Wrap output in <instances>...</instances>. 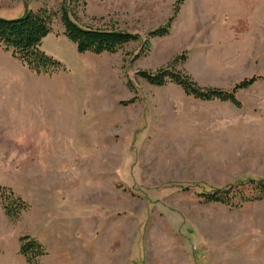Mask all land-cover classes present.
I'll list each match as a JSON object with an SVG mask.
<instances>
[{
	"label": "rangeland",
	"instance_id": "rangeland-1",
	"mask_svg": "<svg viewBox=\"0 0 264 264\" xmlns=\"http://www.w3.org/2000/svg\"><path fill=\"white\" fill-rule=\"evenodd\" d=\"M62 1L0 0V16L59 13ZM178 1L71 3L80 24L141 39L80 53L58 14L41 48L65 71L35 79L0 58V185L27 203L12 220L0 197V264H29L24 234L44 244L39 264H264V200L198 196L264 179V0H185L170 35L139 56ZM170 65L204 87L260 77L237 107L139 74Z\"/></svg>",
	"mask_w": 264,
	"mask_h": 264
},
{
	"label": "trees",
	"instance_id": "trees-1",
	"mask_svg": "<svg viewBox=\"0 0 264 264\" xmlns=\"http://www.w3.org/2000/svg\"><path fill=\"white\" fill-rule=\"evenodd\" d=\"M184 1L179 0L177 2L176 13L166 24L148 33L147 39L144 40L141 46L139 56L144 55L145 51L149 49L151 39L170 35L173 22L178 16L179 7ZM75 2L76 0H70V2L63 0L59 13L48 7H41L37 10L29 8L23 15L18 17L0 16V47L10 50L16 58L34 73L54 74L65 71L66 65L44 51L41 45L44 38L52 33L54 20L58 14H60V19L65 27L67 38L76 44L80 53H117L129 42L141 39L139 33L118 29L94 28L80 24L73 17L71 11V3ZM186 55V53H183L175 63L184 60ZM139 74L151 84L164 86L169 82H173L182 87L187 95L197 99L229 101L237 107L242 105L237 97V91L249 88L260 77L253 76L244 79L237 83L233 89L227 90L220 87L200 86L189 74L182 70H176L171 65L157 71L141 70ZM260 78L264 79V76ZM128 85L133 88L131 82ZM6 191L7 187L0 185V197L3 201L4 210L10 219L15 220L27 208V203L12 191L9 193ZM198 196L202 197L204 202L207 203L218 202L231 208H240L246 203L264 200V179L240 181L235 185L216 188L209 192H201ZM20 244V253L26 257L29 264H39L40 257L47 254L44 244L28 234L20 237Z\"/></svg>",
	"mask_w": 264,
	"mask_h": 264
},
{
	"label": "crops",
	"instance_id": "crops-1",
	"mask_svg": "<svg viewBox=\"0 0 264 264\" xmlns=\"http://www.w3.org/2000/svg\"><path fill=\"white\" fill-rule=\"evenodd\" d=\"M215 27H216V23L209 25L208 28L206 29V34L210 33L213 29H215ZM0 58H2L3 60H6V61L10 60L12 63H14L15 67H17L20 72L24 73L25 75H27L31 78L36 79V77L34 76V74H36V73H34L27 66H25L18 58H16L12 54V52L10 50H5L4 48L0 47ZM1 99H3V98H1Z\"/></svg>",
	"mask_w": 264,
	"mask_h": 264
}]
</instances>
